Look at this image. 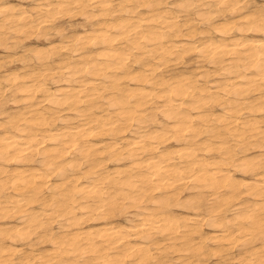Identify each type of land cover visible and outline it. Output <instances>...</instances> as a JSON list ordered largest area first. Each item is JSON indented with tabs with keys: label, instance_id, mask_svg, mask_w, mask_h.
I'll list each match as a JSON object with an SVG mask.
<instances>
[{
	"label": "bare ground",
	"instance_id": "1",
	"mask_svg": "<svg viewBox=\"0 0 264 264\" xmlns=\"http://www.w3.org/2000/svg\"><path fill=\"white\" fill-rule=\"evenodd\" d=\"M16 1L0 264H264V0Z\"/></svg>",
	"mask_w": 264,
	"mask_h": 264
},
{
	"label": "rangeland",
	"instance_id": "2",
	"mask_svg": "<svg viewBox=\"0 0 264 264\" xmlns=\"http://www.w3.org/2000/svg\"><path fill=\"white\" fill-rule=\"evenodd\" d=\"M13 2H15V3H16L17 1H16V0H13ZM79 20H80V19H79ZM79 20L77 19L76 21H79ZM43 44L45 45V43H43Z\"/></svg>",
	"mask_w": 264,
	"mask_h": 264
}]
</instances>
